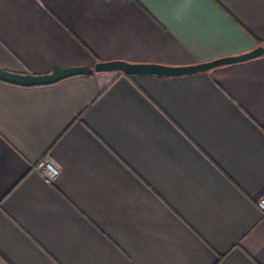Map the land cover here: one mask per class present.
<instances>
[{"label": "crops", "instance_id": "obj_1", "mask_svg": "<svg viewBox=\"0 0 264 264\" xmlns=\"http://www.w3.org/2000/svg\"><path fill=\"white\" fill-rule=\"evenodd\" d=\"M264 0H0V264H264ZM49 163L48 179L36 165Z\"/></svg>", "mask_w": 264, "mask_h": 264}, {"label": "water", "instance_id": "obj_2", "mask_svg": "<svg viewBox=\"0 0 264 264\" xmlns=\"http://www.w3.org/2000/svg\"><path fill=\"white\" fill-rule=\"evenodd\" d=\"M263 53H264L263 48H256L250 52H247L239 56L219 58L209 62L188 65V66L132 64L124 61L114 60L107 62H97L94 65L93 70L95 72H120L126 75L153 74L157 76H173V75H182L187 73L208 71L220 65L251 59ZM84 71H85L84 68L77 67V68H67V69H54L50 73L44 75H32V74L14 73L0 69V80L16 85H23V86L46 85L57 82L61 79H64L66 77L75 74H80Z\"/></svg>", "mask_w": 264, "mask_h": 264}, {"label": "built area", "instance_id": "obj_3", "mask_svg": "<svg viewBox=\"0 0 264 264\" xmlns=\"http://www.w3.org/2000/svg\"><path fill=\"white\" fill-rule=\"evenodd\" d=\"M36 169L48 179L54 178L58 173L53 166L44 161H39L36 165ZM256 206L264 217V197L256 201Z\"/></svg>", "mask_w": 264, "mask_h": 264}, {"label": "trees", "instance_id": "obj_4", "mask_svg": "<svg viewBox=\"0 0 264 264\" xmlns=\"http://www.w3.org/2000/svg\"><path fill=\"white\" fill-rule=\"evenodd\" d=\"M118 74H121L120 72H118Z\"/></svg>", "mask_w": 264, "mask_h": 264}]
</instances>
